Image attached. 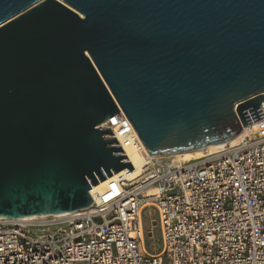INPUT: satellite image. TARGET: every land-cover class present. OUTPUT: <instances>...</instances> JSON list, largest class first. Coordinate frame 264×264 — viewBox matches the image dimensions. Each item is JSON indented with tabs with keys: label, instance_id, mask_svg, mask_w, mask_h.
Listing matches in <instances>:
<instances>
[{
	"label": "water",
	"instance_id": "obj_1",
	"mask_svg": "<svg viewBox=\"0 0 264 264\" xmlns=\"http://www.w3.org/2000/svg\"><path fill=\"white\" fill-rule=\"evenodd\" d=\"M151 155L228 142L264 117V0H0V217L74 212Z\"/></svg>",
	"mask_w": 264,
	"mask_h": 264
},
{
	"label": "built area",
	"instance_id": "obj_2",
	"mask_svg": "<svg viewBox=\"0 0 264 264\" xmlns=\"http://www.w3.org/2000/svg\"><path fill=\"white\" fill-rule=\"evenodd\" d=\"M97 128L111 129L130 162L128 148L144 152L121 108ZM90 195L65 218L0 217V264H264V135L191 161L146 153L137 177Z\"/></svg>",
	"mask_w": 264,
	"mask_h": 264
},
{
	"label": "bare ground",
	"instance_id": "obj_3",
	"mask_svg": "<svg viewBox=\"0 0 264 264\" xmlns=\"http://www.w3.org/2000/svg\"><path fill=\"white\" fill-rule=\"evenodd\" d=\"M264 135V118L256 120L247 126H244L241 133L238 134L236 137L232 138L228 142H221V143H214L210 144L204 148L193 150V151H187V152H180L176 154H171L169 156L175 157L180 159L181 161H191L194 159H199L205 156L213 155L216 153H219L223 151L226 146H235L239 144L241 141L244 140L247 136H261ZM144 152L139 151L138 149L134 147L128 148V154L130 155L132 166L134 169L130 170L129 168H124L123 170L116 172L112 174L111 176L107 177L106 179L102 180L101 182L95 184L91 187L90 193L94 194L96 191H100L106 184L116 179L119 174H125L127 178H135L137 177L143 170V164H144V156L147 154H150L146 147L143 144ZM73 212H64L60 214H46V215H37V216H28L24 217L23 219H35L39 217H45L47 215H55L56 217L65 218L68 215H70Z\"/></svg>",
	"mask_w": 264,
	"mask_h": 264
},
{
	"label": "rangeland",
	"instance_id": "obj_4",
	"mask_svg": "<svg viewBox=\"0 0 264 264\" xmlns=\"http://www.w3.org/2000/svg\"><path fill=\"white\" fill-rule=\"evenodd\" d=\"M149 212L151 213L150 210H148L145 213V218H144V223H145V227L147 230L152 227V220L156 218L155 214H149ZM152 246H153V249H152ZM147 247H148V250H151L153 252L159 251V249L161 248V235H160V231L158 228H156L154 231V239L152 240L148 238Z\"/></svg>",
	"mask_w": 264,
	"mask_h": 264
}]
</instances>
